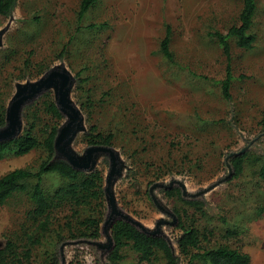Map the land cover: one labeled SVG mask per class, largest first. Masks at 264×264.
I'll return each mask as SVG.
<instances>
[{"label":"rangeland","instance_id":"obj_1","mask_svg":"<svg viewBox=\"0 0 264 264\" xmlns=\"http://www.w3.org/2000/svg\"><path fill=\"white\" fill-rule=\"evenodd\" d=\"M81 1L16 0L7 16L0 15V87L7 97L0 134L9 132L8 141L23 135L29 106L52 95L63 115L54 159L85 174L103 172L101 236H80V222L97 218V207L76 213L67 207L52 214V232L29 246L32 205L22 194L0 210V247L9 240L19 253L30 247L22 264H107L111 225L122 219L166 239L187 264L178 248L176 214L184 204L165 195L177 187L184 199L205 203L209 220L200 227L216 232L212 245L224 243L227 229H237L239 241L233 242L251 264H264V213L258 214L264 209V0H258L251 31L254 47L243 50L230 39V99L222 84L227 59L211 35L239 24L244 0H99L80 19ZM167 27L173 61L161 52ZM52 72L59 76L51 78ZM46 78L45 89L27 99ZM92 125L114 135L107 146L117 165L112 178L110 153H94L89 164L84 136ZM65 128L70 136L63 141ZM242 152L249 158L236 178L231 158ZM44 160L42 147L6 157L0 178L20 168L35 171ZM66 182L48 175L43 187L53 193ZM123 255L124 264H166L161 254L140 263L129 247Z\"/></svg>","mask_w":264,"mask_h":264},{"label":"trees","instance_id":"obj_2","mask_svg":"<svg viewBox=\"0 0 264 264\" xmlns=\"http://www.w3.org/2000/svg\"><path fill=\"white\" fill-rule=\"evenodd\" d=\"M98 1L82 0L79 18L82 19ZM15 2L16 0H0V15L7 16ZM257 6L258 0H244L239 24L233 25L227 34L216 32L211 35L217 39L227 59V75L222 84L224 96L229 99L233 82L230 39L234 38L237 46L243 50H251L254 47L256 36L251 31ZM171 35V28L167 27V33L161 42V52L169 61H173ZM5 97L0 87V126L6 122L7 97ZM62 119L63 115L52 95L47 93L41 101L29 106L26 113L27 127L23 135L17 139L0 142V160L10 156H26L41 147L45 153V160L37 170L20 168L0 178V210L16 195H27L31 202L32 208L28 211L27 217L35 232L26 233L29 246L39 244L42 238L52 232V214L67 207L73 213L79 208L97 207V211H100L97 218H88L80 222L84 229L80 236L93 239H99L101 236L100 228L105 206L103 172L97 170L85 174L66 162L54 159L55 142ZM113 140V134H102L96 125H92L84 136V141L89 146H111ZM248 158L249 154L244 153L231 158L234 177L238 178L244 173ZM55 174L67 182L53 193H49L44 189L43 181L46 176ZM259 177L264 182V159L259 169ZM33 180L35 183L30 184ZM165 195L184 204V208L176 210V214L177 227L182 232L178 240V248L187 264H251V256L233 242V240L239 241L241 234L239 230L227 229L222 236L224 243L218 246L212 245L216 232L210 228L200 227L202 220H209L205 203L195 199H184L181 189L177 187L166 190ZM262 213L264 209H260L258 214ZM111 236L113 248L110 250L107 264H124L123 250L128 247L138 255L140 263H151L157 254H161L166 264H181L166 239L146 234L125 220L120 219L113 223ZM19 251V247L9 240L5 247H0V264H22V258L30 259V247L25 248L23 250L25 252L19 253Z\"/></svg>","mask_w":264,"mask_h":264},{"label":"water","instance_id":"obj_3","mask_svg":"<svg viewBox=\"0 0 264 264\" xmlns=\"http://www.w3.org/2000/svg\"><path fill=\"white\" fill-rule=\"evenodd\" d=\"M58 76H59V74L57 72H52V74H51V78L58 77ZM51 78H46L45 80H43V82H41L39 84V86L36 88V90L27 96V99H33V98L37 97L41 93V91H43V89H45V87L51 81ZM63 79H64V82H65L66 85L70 82V77L69 76L65 75ZM60 136H61V140L66 141L69 138V136H70L69 129L65 128L63 131H61L60 132ZM57 138H58V136H57ZM57 138H56V142H55V149H56V146L58 144ZM8 139H9V132L5 131V132H2L0 134L1 142L8 141ZM96 152H108L114 158L113 159V166H112V169H111V178H112V176L115 174L116 169H117L116 160H115V153L113 152V150L111 148H109L107 146H91V148L87 152V158L89 160V164L92 163V155L94 153H96ZM240 154H243V152L240 153ZM240 154H237V155H240ZM71 166L74 169H77L73 164ZM77 170H79V169H77ZM112 225H111V227H112ZM143 232L146 233V234H149V235H155V234L147 233L145 231H143ZM112 248H113V241L111 240V244L109 245L108 249L111 250Z\"/></svg>","mask_w":264,"mask_h":264}]
</instances>
